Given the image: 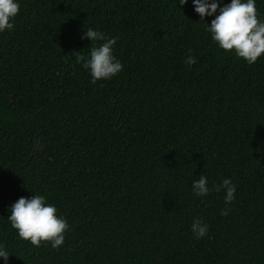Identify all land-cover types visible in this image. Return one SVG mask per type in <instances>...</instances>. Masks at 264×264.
Instances as JSON below:
<instances>
[{"label": "trees", "instance_id": "16d2710c", "mask_svg": "<svg viewBox=\"0 0 264 264\" xmlns=\"http://www.w3.org/2000/svg\"><path fill=\"white\" fill-rule=\"evenodd\" d=\"M178 4L20 0L14 30L0 33L7 264H264V54L247 64L219 49L191 0ZM256 9L264 19V0ZM88 27L118 38L111 79L93 83L76 61L93 46L80 38ZM201 174L209 187L231 179L232 202L223 190L195 196ZM34 194L69 223L55 249L6 220ZM194 218L208 225L199 240Z\"/></svg>", "mask_w": 264, "mask_h": 264}, {"label": "clouds", "instance_id": "9594fccd", "mask_svg": "<svg viewBox=\"0 0 264 264\" xmlns=\"http://www.w3.org/2000/svg\"><path fill=\"white\" fill-rule=\"evenodd\" d=\"M194 13L210 34L211 40L219 49L233 52L247 64H253L264 54V19L257 14L256 0H230L220 6V0H191ZM187 0H179V8ZM177 4V3H176ZM20 11V0H0V33L14 30V19ZM214 17L206 26L205 17ZM81 40L87 39L93 45L87 55H77L76 61L87 70L91 81L108 80L122 70V64L113 55V45L117 37H107L94 27L83 30ZM97 42L98 45H97ZM196 62L192 55L184 60L187 65ZM224 192V203L228 205L234 198L236 185L225 178L219 185L209 187L205 175L191 182V191L197 197H204L211 191ZM230 209H222L220 214L227 215ZM7 221L16 231L19 239L39 247L48 243L53 249L64 242V234L69 229L68 221L57 214V207L46 202V197L34 194L30 198L20 197L6 209ZM190 230L197 240L208 234V225L194 218ZM10 252L0 243V260L7 264Z\"/></svg>", "mask_w": 264, "mask_h": 264}]
</instances>
